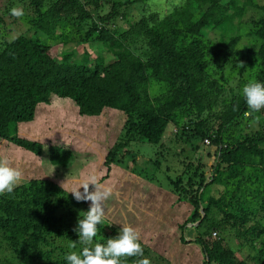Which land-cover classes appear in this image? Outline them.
<instances>
[{
    "label": "trees",
    "instance_id": "1",
    "mask_svg": "<svg viewBox=\"0 0 264 264\" xmlns=\"http://www.w3.org/2000/svg\"><path fill=\"white\" fill-rule=\"evenodd\" d=\"M106 2L111 6L105 12L102 0L90 5L85 0L48 4L30 0L35 35L0 42V138L32 152L38 160L66 167L72 156L67 148L52 146L46 151L40 142L18 135L19 124L33 121L37 106L49 103L53 94L72 99L82 115H100L107 107L126 113L123 141L112 150L114 156L132 141L164 146V137L176 127L172 141L184 143L178 153L184 155L180 164L186 170L172 180L171 187L193 207L181 225V240L202 244L203 264H251L235 261L218 231L234 228L250 236L251 244L264 231L257 221L259 213L264 217V132L233 136L245 117L249 119L242 87L249 81L264 82V18L250 32L252 40L240 46L243 37L234 30L244 6L238 0H180L179 6L171 0V11L160 8L157 0ZM137 5L138 19L123 27ZM220 26L227 31H221L216 42L211 35ZM94 43L111 57L101 53L88 62L90 53L85 51L83 62L72 60L73 46ZM56 44L73 48L53 53ZM217 45L222 51H216ZM223 52L233 71L243 64L236 84L216 75V61ZM151 81L165 86L158 95L150 93ZM220 94L224 99L217 109ZM253 117L264 125L263 111L252 112ZM206 140L217 146L209 181L201 168L204 163L187 160L191 156L187 151L199 149L198 142ZM88 208V202L76 201L49 180L34 179L0 195V264H65L66 252L79 253L83 247L74 229ZM196 222L194 228L205 226V234L189 240L184 228ZM118 230L105 220L98 225L95 242H106ZM213 232L218 238L207 242L206 235ZM260 241L259 254L249 258L254 262L260 258L264 264L263 238ZM142 248L143 255L150 254L146 246ZM138 259L144 256L121 258V264H138Z\"/></svg>",
    "mask_w": 264,
    "mask_h": 264
},
{
    "label": "rangeland",
    "instance_id": "2",
    "mask_svg": "<svg viewBox=\"0 0 264 264\" xmlns=\"http://www.w3.org/2000/svg\"><path fill=\"white\" fill-rule=\"evenodd\" d=\"M43 1L48 4L52 0ZM85 1L90 5L93 0ZM102 1L106 3L104 7L106 12L111 4L106 2L107 0ZM238 1L244 6V11L238 18L240 21L234 33L243 37L240 45L243 46L242 44L248 43L249 34L256 29L258 20L264 18V8L261 7L264 6V0H252L249 4L246 3L247 0ZM157 2L160 8L166 10L171 0H157ZM32 8L30 0H0V42L22 34L28 37L35 35L31 29L34 18ZM13 9L19 10L21 14L13 15ZM136 11H139L138 5L128 16V21L121 23L123 27H128L131 22L138 19ZM223 30L227 31L226 27L220 26L218 31H214L211 35L212 39L217 42ZM73 47L75 50L72 60L78 62H83L82 60L85 59V51L90 53V58L86 56L88 62H93L101 53L105 54L107 59L111 57V53L104 52L102 46L97 43ZM71 49L65 48L62 44L53 45V53L69 52ZM216 51H222L219 45L216 46ZM216 67V75L219 78L223 74L231 84L239 81L242 67H236L233 71V63L226 53H220ZM155 82L151 81L150 93L153 96L158 95L165 87ZM224 86V88L228 87L225 84ZM222 99H224L223 94H220L215 108H219ZM50 100L49 103H40L37 106L33 121L19 124L18 135L40 142L46 151L52 146L67 148L72 154L70 163L66 167L52 165L48 159L38 160L39 157L32 152L0 138V158H7L22 172V181L18 186L34 179L49 180L68 193L70 189L78 187L88 174L95 173L99 184L111 187L113 190V195L105 201V220H109L110 224L119 228L121 224H126L132 225L137 230L141 244L146 246L150 253L142 255L148 264H203L205 254L202 244L181 240V225L188 219L193 207L186 200H180V194L173 192L171 187L172 180H177L182 170H186V166L180 164L184 155L178 153L184 143L172 141L177 128H173L170 136L164 137V146L132 141L126 148H120L114 156L112 150L123 141L126 113L107 107L100 115H82L76 103L70 98L53 94ZM261 111L264 114V109L259 112ZM254 118H251V114L249 119L248 116L245 117L233 136H255L258 132H264V125H258V122L252 120ZM186 121L187 117L182 118L181 125ZM204 143L198 142L197 150H188L187 153L192 157L188 156L187 160H195V164L204 163L205 167L202 165L201 168L204 170L206 181H209L212 167L217 159V146L213 143ZM183 179L187 178L183 177ZM211 192L219 191L212 189ZM88 206L90 207V202ZM200 210L204 213L203 205ZM258 217L257 221L261 227H264V217L260 213ZM192 224L188 223L184 228L187 239L205 234L203 232L205 226L198 229L194 226L199 223ZM218 233L221 234L219 238L223 246L232 251L235 261L244 259L251 264L262 263V259L257 258L254 262L249 256L252 258L259 254L258 250L262 244L260 240L262 238L264 240V231L258 241L253 240V244L249 243L250 236H244L234 228ZM212 236V234L206 235L207 242L215 239Z\"/></svg>",
    "mask_w": 264,
    "mask_h": 264
},
{
    "label": "clouds",
    "instance_id": "3",
    "mask_svg": "<svg viewBox=\"0 0 264 264\" xmlns=\"http://www.w3.org/2000/svg\"><path fill=\"white\" fill-rule=\"evenodd\" d=\"M179 4L180 0H176L175 6ZM168 10L171 11V7ZM12 12L13 15L21 14L17 9ZM237 67H243V64L239 63ZM241 95L250 110L245 115L264 109V82L249 81L242 87ZM21 181V170L14 167L7 158H0V195L11 194ZM68 193L76 201L90 202V207L83 211V216H79L74 229L83 247L79 253L66 252L63 256L65 264H121V258L143 255L139 233L132 225L121 224L115 237L108 238L104 243L95 242L98 225H102L106 219L105 201L113 195L111 187L98 183L95 173L88 174L78 187L70 189ZM140 264H148V261L141 260Z\"/></svg>",
    "mask_w": 264,
    "mask_h": 264
},
{
    "label": "built area",
    "instance_id": "4",
    "mask_svg": "<svg viewBox=\"0 0 264 264\" xmlns=\"http://www.w3.org/2000/svg\"><path fill=\"white\" fill-rule=\"evenodd\" d=\"M207 143H209L208 140H206ZM213 237L216 238L217 237V232H213Z\"/></svg>",
    "mask_w": 264,
    "mask_h": 264
},
{
    "label": "crops",
    "instance_id": "5",
    "mask_svg": "<svg viewBox=\"0 0 264 264\" xmlns=\"http://www.w3.org/2000/svg\"><path fill=\"white\" fill-rule=\"evenodd\" d=\"M190 225H193V224H191V223H189ZM190 239H195V238H190ZM188 246V245H187Z\"/></svg>",
    "mask_w": 264,
    "mask_h": 264
}]
</instances>
